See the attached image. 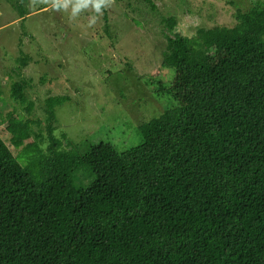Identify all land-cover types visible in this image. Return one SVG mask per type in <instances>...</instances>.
<instances>
[{
  "label": "trees",
  "instance_id": "1",
  "mask_svg": "<svg viewBox=\"0 0 264 264\" xmlns=\"http://www.w3.org/2000/svg\"><path fill=\"white\" fill-rule=\"evenodd\" d=\"M11 1L25 19L27 0ZM237 21L190 38L162 19V66L191 99L136 127L156 168L136 172L112 143L57 139L68 98L48 99L46 153L0 176V264H264V0ZM18 62L11 96L31 113Z\"/></svg>",
  "mask_w": 264,
  "mask_h": 264
},
{
  "label": "rangeland",
  "instance_id": "2",
  "mask_svg": "<svg viewBox=\"0 0 264 264\" xmlns=\"http://www.w3.org/2000/svg\"><path fill=\"white\" fill-rule=\"evenodd\" d=\"M254 1L152 0V8L145 0H114L102 14L88 9L73 18L71 8L57 11L27 0L23 19L16 1L0 0V176L46 153L45 109L56 96L68 98L56 109L57 139L65 134L76 144L112 143L139 173L158 167L160 159L142 145L136 127L163 114L169 98L182 105L191 99L187 79L162 66L168 32L162 19L175 17L176 31L192 38L199 28L235 27L238 11ZM93 16L97 19L90 25ZM22 57L28 58L21 72L29 84L28 102L34 103L31 113L28 103L11 96ZM160 88L173 95L156 96ZM75 183L88 182L76 177Z\"/></svg>",
  "mask_w": 264,
  "mask_h": 264
},
{
  "label": "clouds",
  "instance_id": "3",
  "mask_svg": "<svg viewBox=\"0 0 264 264\" xmlns=\"http://www.w3.org/2000/svg\"><path fill=\"white\" fill-rule=\"evenodd\" d=\"M33 2H37V0H33ZM39 2L49 4L57 11H67L71 8V16L75 18L88 9H92L97 14H102V9L110 7L114 0H39ZM96 19V16L91 17L90 25L94 24Z\"/></svg>",
  "mask_w": 264,
  "mask_h": 264
}]
</instances>
